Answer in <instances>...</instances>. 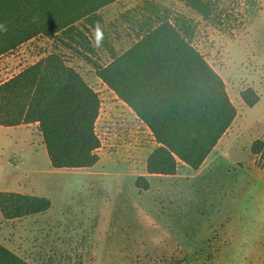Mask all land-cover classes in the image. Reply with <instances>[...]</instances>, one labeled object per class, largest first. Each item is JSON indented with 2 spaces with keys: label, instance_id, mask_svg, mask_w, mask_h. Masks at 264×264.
<instances>
[{
  "label": "rangeland",
  "instance_id": "374dc122",
  "mask_svg": "<svg viewBox=\"0 0 264 264\" xmlns=\"http://www.w3.org/2000/svg\"><path fill=\"white\" fill-rule=\"evenodd\" d=\"M210 1L214 8L210 20L189 10L182 0H120L102 11L107 23L121 20L122 13L149 15L154 8L192 19L193 45L223 79L237 109L212 161L198 171L179 164L174 176L146 174L147 191L138 190L135 181L146 173V156L153 150L149 135L142 134L141 145L136 144L139 124L91 65L43 35L0 58L1 84L52 52L59 53L101 101L95 124L101 143L95 191L83 188L89 170H63L79 179L31 175L32 181L48 185L55 200L54 219L85 223L84 231L68 230V240L79 242L75 254L67 255L64 241L52 248L55 255H48L42 240L28 239L26 224L19 226L1 213L0 244L30 264H264V0ZM123 27L125 32L132 29L129 22ZM95 58L101 64L109 61L102 53ZM248 89L259 97L254 106L242 98ZM19 136L17 130L0 127V174L16 172L10 164L23 159L22 169L47 170V156L29 161L33 152L28 147L21 151ZM256 140L263 146L253 154ZM17 175L22 182L28 180L21 171ZM61 207L70 213H60Z\"/></svg>",
  "mask_w": 264,
  "mask_h": 264
},
{
  "label": "trees",
  "instance_id": "16d2710c",
  "mask_svg": "<svg viewBox=\"0 0 264 264\" xmlns=\"http://www.w3.org/2000/svg\"><path fill=\"white\" fill-rule=\"evenodd\" d=\"M117 1L0 0V24L7 27L0 33V57L41 35L60 41L91 65L152 133L156 147L146 160L147 176H174L179 164L198 171L238 115L225 83L193 45V20L170 15L168 9L154 8L135 23L131 19L138 41L111 54L105 64L94 60L92 30L107 43L99 11ZM182 2L204 20L211 19L210 0ZM242 98L247 106L259 101L252 89ZM100 108L99 95L56 52L0 84V126L37 123L51 166L58 170L90 169L99 162L95 124ZM262 146L256 140L251 151L256 154ZM147 176L137 177L138 190L149 189ZM50 208L47 198L0 192V213L6 220ZM0 264L30 263L0 244Z\"/></svg>",
  "mask_w": 264,
  "mask_h": 264
},
{
  "label": "crops",
  "instance_id": "0c3cea01",
  "mask_svg": "<svg viewBox=\"0 0 264 264\" xmlns=\"http://www.w3.org/2000/svg\"><path fill=\"white\" fill-rule=\"evenodd\" d=\"M120 1V0H118ZM117 1V2H118ZM115 2V3H117ZM113 3V4H115ZM112 5V4H111ZM109 5V6H111ZM107 6V7H109ZM106 7V8H107ZM105 9V8H104ZM103 9V10H104ZM99 11L100 15L102 16L103 19V26L107 29V43H103L100 36L95 34V30H92V37H91V42L93 46V55L92 58L95 60V51L96 54L99 55L100 53L104 55H108V59H110L111 54H119L127 51L132 45H134L138 41V28L135 26V20H142V18H146L148 15L146 14V11H143L140 14V16H132L130 17L128 14L125 15V13H122L121 15V20H118V17L114 19V21L107 23L105 21V17L102 14V11ZM138 14V15H139ZM134 17V18H133ZM130 19V20H129ZM131 19L134 21V23L131 22ZM125 22H129L132 25L131 31L125 32L124 29V24ZM108 25V26H106ZM33 40V39H32ZM31 40V41H32ZM5 56V55H3ZM1 56V57H3ZM0 57V58H1ZM34 64V63H33ZM32 64V65H33ZM3 83V82H2ZM104 84V83H103ZM105 85V84H104ZM106 86V85H105ZM91 87V86H90ZM107 87V86H106ZM92 88V87H91ZM108 88V87H107ZM110 90V89H109ZM112 94L114 95L113 98H115L118 101V104L124 106L127 109V115L129 117H133L137 121L138 129L141 131H134V133L137 135L136 138V144L138 146L141 145L142 140L144 136L142 134H147L149 135V140L151 141V145L153 146V149L156 147V142L154 140V137L148 127L137 117V115L131 110L127 104H125L123 101H121L116 94L110 90ZM236 120V119H235ZM234 123V122H233ZM233 125V124H232ZM2 127V126H0ZM232 127V126H231ZM13 130H17L20 134V138L23 143V147L21 149L22 152H25L26 147L30 148L33 152V159L29 161L33 162L35 160H39L41 158H45L47 156V151L46 148L43 144V139L41 136V133L38 130V124H29V125H20V126H15V127H5ZM230 130V129H229ZM228 130V131H229ZM227 131V132H228ZM227 134V133H226ZM225 134V135H226ZM224 135V136H225ZM146 136V135H145ZM223 136V137H224ZM219 141L217 146L213 149V151L210 153V155L207 157L201 168L206 164L208 160H211L210 157L214 155L215 152H218V145L221 144L222 139ZM44 148V149H43ZM138 148V147H137ZM152 152V150L148 153V155ZM146 156V159L148 157ZM48 158V156H47ZM214 159V157H213ZM25 159L21 160L20 162L16 163H11V167L16 168V172H12L9 176L4 177V175L0 174V192H12V193H18V194H23V195H33L41 198H47L51 201V208L44 212L40 213L34 216H28L24 218H17L14 220H11L13 222H16L15 224H19V226H22L23 224L27 225V237L28 239H32L33 242L34 240H42L41 242L43 246L48 247V255H55L56 253H53V247L56 245H63L64 241H67L68 243V253L67 255H74L75 254V245H79V242L72 243L68 240L69 232L68 230L72 229L73 231H84L85 223L83 221L80 222H74V221H69V222H60L54 219V214L56 213L54 209L56 208L55 206V200L53 199L52 195L50 194V191L47 189L48 185L43 184L41 182L37 183L35 181L36 178H33L34 180L32 181V176H35V174H43V173H48L51 175H63V176H72L74 178L79 179V175H76L74 173H68L64 172L63 170H89L90 173L85 176L83 181L85 184L83 185V188L89 189L91 193L95 191V168L98 166L99 162L92 168L90 169H54L51 166V163L48 158V163L45 160V165L47 164L48 169L43 170L40 168H31V169H22V166L25 165L24 161ZM100 161V160H99ZM29 165V164H28ZM21 171L24 176L28 180H23L20 181L18 178L17 173ZM145 171H146V160H145ZM147 173H144L143 175H146ZM154 176V175H153ZM31 180V181H30ZM19 183V184H18ZM20 185V188H17V186ZM82 188V187H81ZM60 210V213H70V209L67 207H61L58 208ZM56 220V221H55ZM51 256L47 257V260H51ZM95 261V260H94Z\"/></svg>",
  "mask_w": 264,
  "mask_h": 264
},
{
  "label": "clouds",
  "instance_id": "9594fccd",
  "mask_svg": "<svg viewBox=\"0 0 264 264\" xmlns=\"http://www.w3.org/2000/svg\"><path fill=\"white\" fill-rule=\"evenodd\" d=\"M97 30H99V29H97ZM7 31V27H6V25H4V24H0V33H2V32H6Z\"/></svg>",
  "mask_w": 264,
  "mask_h": 264
}]
</instances>
